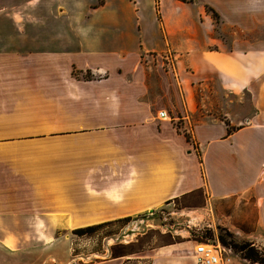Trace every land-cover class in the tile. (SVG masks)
<instances>
[{
    "label": "crops",
    "instance_id": "obj_1",
    "mask_svg": "<svg viewBox=\"0 0 264 264\" xmlns=\"http://www.w3.org/2000/svg\"><path fill=\"white\" fill-rule=\"evenodd\" d=\"M99 1L56 0L55 35H0V250L28 258L55 230L199 189L264 229V0ZM212 84L247 96L239 121L191 122ZM173 256L149 264H184Z\"/></svg>",
    "mask_w": 264,
    "mask_h": 264
},
{
    "label": "rangeland",
    "instance_id": "obj_2",
    "mask_svg": "<svg viewBox=\"0 0 264 264\" xmlns=\"http://www.w3.org/2000/svg\"><path fill=\"white\" fill-rule=\"evenodd\" d=\"M206 11L209 10L206 8ZM212 17L217 19L215 14ZM58 19L56 0H0V35H55L63 30L62 26H58L61 24ZM222 29L228 39L236 34L229 27ZM151 73L154 74L153 71ZM194 91L198 100L202 97L210 104L192 113L191 122L209 118L225 119V113L230 108L239 121L240 116L245 114L243 112L248 110L244 109L246 95L241 98L233 96L220 90L216 84L198 86ZM208 93L209 96L204 97ZM175 123L185 130L183 120L175 119ZM236 206L231 200L214 201L204 190H194L154 212L113 223L89 236L78 237L71 233L72 229L55 230L53 239L48 241L44 237L48 244L28 252V258L14 261L12 253L1 249L0 264H18L27 259L29 264L31 259L42 258L49 260L47 264L98 263L110 259L111 247L125 253L122 264H149L152 256L163 252L174 255L172 259L175 261L194 264L192 254L195 243L205 238L219 244L218 239L222 237L229 245L251 241L257 246H264L262 222L248 205ZM30 242L36 244L43 241L32 237ZM243 261L240 257L238 262Z\"/></svg>",
    "mask_w": 264,
    "mask_h": 264
},
{
    "label": "trees",
    "instance_id": "obj_3",
    "mask_svg": "<svg viewBox=\"0 0 264 264\" xmlns=\"http://www.w3.org/2000/svg\"><path fill=\"white\" fill-rule=\"evenodd\" d=\"M182 131H183V134L186 140L189 141V138H190L189 134L185 130H182ZM170 202L171 201H167L165 203L168 204ZM130 219H131L130 217H127V218H122V219L104 221V222L91 224V225H87L83 227H78V228L72 229L71 233L78 237L89 236L105 226H109L117 222H125ZM206 240H209V238H205L204 240H201V241H206ZM218 240L223 247L231 250L232 253H234L239 259L241 257L245 261L247 260L250 263L264 264V246H257L251 241H242L241 243H238L235 245H231V244L229 245L222 237H220ZM237 252L239 253L240 257L238 256ZM122 256H125L124 252H122L121 250H117V248H112V247L110 248L111 258L122 257Z\"/></svg>",
    "mask_w": 264,
    "mask_h": 264
},
{
    "label": "built area",
    "instance_id": "obj_4",
    "mask_svg": "<svg viewBox=\"0 0 264 264\" xmlns=\"http://www.w3.org/2000/svg\"><path fill=\"white\" fill-rule=\"evenodd\" d=\"M158 116L164 118L166 112L160 111ZM192 258L194 264H238L240 260L231 250L210 240L196 242Z\"/></svg>",
    "mask_w": 264,
    "mask_h": 264
}]
</instances>
